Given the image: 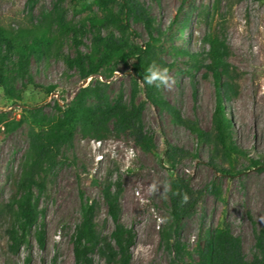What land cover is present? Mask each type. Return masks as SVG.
Instances as JSON below:
<instances>
[{"label": "rangeland", "instance_id": "374dc122", "mask_svg": "<svg viewBox=\"0 0 264 264\" xmlns=\"http://www.w3.org/2000/svg\"><path fill=\"white\" fill-rule=\"evenodd\" d=\"M93 1L0 0V25L6 29L42 26L60 15L76 30L66 33L50 56L31 57L28 76L16 84L19 97L7 98L0 87V113L10 120L27 117L9 133L0 125V264H73L72 238L86 202L96 203L97 231L108 236L113 230L103 193L107 187L120 189L121 221L136 236L131 264H196L197 249L217 228L239 241L247 261L258 257L255 241L264 227V0H140L151 14V32L134 16L133 32L127 35L131 45L155 40L159 64L169 68L176 81L172 90L156 89L155 94L207 132L213 129L217 101L213 76L205 66L207 51L211 38L223 40L228 67L223 71L225 113L241 149L240 156L233 155L232 167L216 155L213 143L146 97L133 78L135 60L116 62L113 74L105 69V75L85 80L76 68L67 66L63 56H74L76 48L89 52L92 29L87 18L101 14ZM187 13L191 15L186 17ZM57 30L53 25V33ZM87 86L103 91L110 104L120 98L127 105L142 103L141 125L155 149L144 151L115 131L113 121L104 139L77 133L49 171L45 191L37 195L44 246L40 248L32 235L27 246L12 254L6 230L13 212L8 205L16 195L28 133L39 120L58 117L56 104H71ZM175 149L184 153H174ZM130 153L135 157L131 167ZM175 179L187 182L198 202L175 235L162 236L171 224L169 192ZM153 182L161 185L156 195L148 190ZM163 185L169 187L167 199L161 197ZM164 217L167 222L159 223ZM94 258L102 261L98 254Z\"/></svg>", "mask_w": 264, "mask_h": 264}, {"label": "trees", "instance_id": "16d2710c", "mask_svg": "<svg viewBox=\"0 0 264 264\" xmlns=\"http://www.w3.org/2000/svg\"><path fill=\"white\" fill-rule=\"evenodd\" d=\"M93 2L101 14H93L87 18L92 29L89 52L76 48L74 56H63L64 62L68 67L76 68L80 77L85 80L91 76L105 75V69L111 75L115 71L111 68L114 63H126L133 59L135 62L131 64V71L137 83V80L143 78L144 69L152 60L157 63L160 61L154 39V42L145 45H131L127 39V35L133 32L130 22L134 16L142 20L151 32L150 12L140 0ZM190 15L187 13L186 17ZM53 25L58 27L56 33L52 31ZM70 31L73 34L76 32L60 15L55 20L46 19L42 26L34 28L6 29L0 25V87L7 98L19 97L16 94V84L22 83L28 76L31 57L39 59L50 56L56 43ZM207 56L205 66L213 76L217 91L212 131L207 132L185 120L169 101L155 94V87L145 86L144 94L172 114L177 121L191 128L199 138L213 143L216 155L232 167L233 155L240 156L241 149L234 141L232 125L225 113L223 71H227L228 67L227 46L223 40L211 38ZM90 98H94L96 103L88 104ZM56 108L59 111L58 117L39 120L37 127L28 133L29 147L15 183L16 195L8 205L9 210L7 209L13 212L6 230L8 249L12 254H18L21 248L27 246L32 235L40 248L44 246L46 232L40 219L37 195L45 191L49 171L56 166L62 150L72 146L77 133L84 137L104 139L110 132L109 123L113 121L115 131L132 140L144 151L155 149L153 140L141 125L142 103L135 105L132 101L127 105L120 98L110 104L103 91L87 86L81 89L71 104L64 107L56 104ZM26 120L25 115L10 120L5 113H0V125L4 127V133L16 130ZM180 152L184 153L183 150H174V153ZM251 163L258 166L260 161L252 159ZM177 190L187 192L191 197L183 207L178 206L180 197L174 195ZM103 193L108 215L114 225L113 230L108 236L97 231L96 203L86 202L82 207L80 224L72 238L73 264H131L136 236L133 229L126 227L121 221L118 198L120 189L114 192L111 187H107L103 189ZM169 199L171 224L166 232H162V236L175 235L183 219L198 202V196L191 192L189 184L178 179L172 181ZM255 246L259 250V256L247 261L239 241L232 239L226 230L217 228L211 238L197 249L199 260L196 264H264V227L256 236ZM94 253L102 261H96Z\"/></svg>", "mask_w": 264, "mask_h": 264}, {"label": "clouds", "instance_id": "9594fccd", "mask_svg": "<svg viewBox=\"0 0 264 264\" xmlns=\"http://www.w3.org/2000/svg\"><path fill=\"white\" fill-rule=\"evenodd\" d=\"M137 83L141 89L145 88V86L148 87H155L157 90H172L174 87L176 81L175 78L170 74V70L167 67L161 66L159 63H157L156 60H152L148 66L144 69V75L143 78L140 80H137ZM134 153L129 154V167H131V160L134 159ZM187 171V169L185 170ZM161 185L153 182L149 185V193L151 195H156L159 191V187ZM169 191V187L167 185H163V193L161 194V197L164 199H167V192ZM174 195L179 196V205L180 207H183L184 205L188 204L191 197L188 195L187 192L181 193L179 190H177ZM168 220L167 217L160 218L159 223L163 224L166 223Z\"/></svg>", "mask_w": 264, "mask_h": 264}, {"label": "bare ground", "instance_id": "6f19581e", "mask_svg": "<svg viewBox=\"0 0 264 264\" xmlns=\"http://www.w3.org/2000/svg\"><path fill=\"white\" fill-rule=\"evenodd\" d=\"M254 101L256 102V99L254 100V98H252V99H251V102H252V105H253V106H255ZM260 103H262V102H260ZM258 104H259V103H258ZM260 106H261V105H260ZM258 107H259V106H258Z\"/></svg>", "mask_w": 264, "mask_h": 264}]
</instances>
